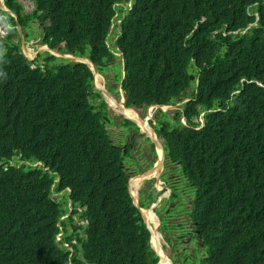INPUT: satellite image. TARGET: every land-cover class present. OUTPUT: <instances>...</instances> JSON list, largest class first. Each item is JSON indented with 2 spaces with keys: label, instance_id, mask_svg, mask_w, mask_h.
I'll return each instance as SVG.
<instances>
[{
  "label": "trees",
  "instance_id": "obj_1",
  "mask_svg": "<svg viewBox=\"0 0 264 264\" xmlns=\"http://www.w3.org/2000/svg\"><path fill=\"white\" fill-rule=\"evenodd\" d=\"M33 1V14L16 0L5 4L22 29L37 19L50 48L86 57L100 73L119 53L106 89L118 96L120 88L126 107L189 97L155 112L168 159L197 186L192 216L207 236L201 264H264V0ZM14 38L15 28L0 40V264H67L61 241L73 249L71 264H154L127 191L130 145L111 141L114 123L88 66L52 65L48 53L35 64ZM65 187L71 211L60 220L66 195H50ZM142 194L140 207L155 200ZM226 223L224 240L210 243Z\"/></svg>",
  "mask_w": 264,
  "mask_h": 264
},
{
  "label": "clouds",
  "instance_id": "obj_2",
  "mask_svg": "<svg viewBox=\"0 0 264 264\" xmlns=\"http://www.w3.org/2000/svg\"><path fill=\"white\" fill-rule=\"evenodd\" d=\"M18 4L21 5L22 9H23V13L25 14H31L30 11L32 9V1L33 0H16ZM13 20L15 25H12L10 20ZM49 20L46 21V25L48 24ZM17 26H19L20 28V31H21V35H22V38L24 40V43L26 45V48L28 49L27 52L25 53V55H23V53L21 52V54L27 59L26 56H28L29 53H32L33 54V57H30L28 56L30 59H27L28 61H35L37 58L40 59V55H42V59L37 62H35V64H39L41 65L43 63V58H44V55L45 53H48L49 55L53 56L55 59L57 58L58 60H62L64 62H68V63H82V62H77V61H67V60H64V59H61V58H58L57 57V53H55L54 51H57L63 55H67V56H72V57H77V58H85L87 59L89 62L90 60L86 57H81V56H77V55H74L73 52H62V51H58L57 49H54V48H50L46 43H43V37H42V30H43V26L39 23V21L37 19H34V21H30L29 22V26L27 27V30H36L35 32H37V34L31 32V34L26 31L25 29H22L17 21V15L7 7V5L5 4V0H0V40H4L6 38V36L8 35V32L12 29H16L17 31ZM24 32H28L29 36L26 37ZM18 33V32H17ZM17 39L19 41V38H18V35H17ZM16 38H14L13 40L16 41L17 40ZM20 42V41H19ZM40 44H39V43ZM21 50V48H20ZM40 51L38 55L34 56V53L36 51ZM115 54V58H116V54H119V53H114ZM120 56V55H119ZM114 58V59H115ZM113 59V61H114ZM57 63L54 61V64ZM92 63V62H91ZM53 64V65H54ZM86 66H88L85 63H82ZM93 64V63H92ZM94 65V64H93ZM109 66H112L114 65V62L113 63H108L106 65H102V69H105L102 73H100L95 65V69L97 71V75H100L101 76V79L102 81H105L106 80V77L108 76L107 73H111L108 71L107 67ZM34 67V66H32ZM89 68V66H88ZM89 70L91 71V69L89 68ZM92 73V71H91ZM107 74V76L105 75ZM192 77V76H191ZM193 78V77H192ZM191 78V79H192ZM95 82H96V75H95ZM92 86L95 88V86L93 85V74H92ZM99 88L105 90L108 94H110L114 99H116L115 97L116 96H113L110 92H108V90L106 89L107 88V85H105V87H103L102 85H98ZM97 91H99L97 88H95ZM119 92H122V90L119 88ZM118 92V96H120V93ZM100 95H101V92L99 91ZM102 97V95H101ZM121 98V97H120ZM122 98L124 99L123 102H122V106L124 108H132L134 109L135 111L137 109H141L143 111V114L140 118V120L142 121V123H145L146 124V127L147 129H150L152 130V133L154 134L155 138L159 140L162 148L164 149V146H163V143H164V138H162L163 136H159L160 134L162 135V128L161 130L158 129V126L156 123L160 120V117L158 118L156 116V110H160L164 107H169L170 109L169 110H175L180 104L188 101L189 97H186L184 98L183 96H180V102H177L175 104H166V105H149L146 107V109H143L142 107L140 106H133V107H126L124 105V102H125V98H124V95H123V92H122ZM103 99V98H102ZM103 101L105 102V100L103 99ZM106 104V102H105ZM107 106V104H106ZM108 109V108H107ZM110 111L113 112L114 115H117V116H120L122 118V116L118 113H114L113 110L111 109H108ZM161 111V110H160ZM116 112V111H115ZM137 112V111H136ZM152 112V114H151ZM153 112H154V115H153ZM163 112V111H162ZM138 113V112H137ZM164 113H167L166 111ZM139 115V114H138ZM155 116L156 120L153 119V117ZM172 116V114H171ZM203 116V113L201 112L199 114V117L198 119H194L195 121H198L200 123V126L199 127H192L193 129H196L198 130V128H200L202 125H203V120L200 121L199 118ZM179 122L181 124L182 127H187V123L185 121V119L182 117L179 119ZM157 126V129H155L153 126ZM136 126V125H135ZM138 129V132L137 134H132L130 133L131 135H134L135 137H139V138H142L144 141L148 142L150 145H151V151H152V156H153V161H151V165L150 167L147 168V166H145V169H142V170H139V172H137L135 175H130L128 176V170L130 168H128L127 166V185H129V180L130 178H132L133 176H137V175H141V174H152L153 177H151V175L149 176H146L145 179H144V183H143V186L142 188L144 187V185L146 183H149L151 182V184H153V191H152V186H148L149 188L147 190H145L147 192L146 196L148 194H151V195H154L155 196V200L154 201H150L145 207H140L138 205V207L142 208V210L146 211V209H148L149 207L153 206L151 208V210L149 211V216H151L154 221L156 222V225L153 223V222H149V226L145 225L148 233H149V236H148V246H149V249L151 250L152 249H156L157 251H159V253L163 256H161L160 258L157 257L151 250V252L157 257V261L154 263V264H160L161 260H162V257H164L168 264H172V262L170 261V259L168 258L167 256V253H166V248L169 247L170 243H172V245L175 244L174 242V231L177 230L179 231L180 228H183V232L179 235H177V237L179 238H184V237H188L189 238V244L192 246V242H193V246H194V250L193 252H195V255L192 256L191 258V262L190 264H201V261H200V258H203V259H206L207 256H206V250H205V247H204V240L206 239V235L203 236L201 235V231L203 229V225H204V222L202 219H200L201 221V225L197 228V221L194 220V217L192 216V208H193V199H194V194H195V191H196V188L197 186H193L192 183L189 182L188 179H186V177L182 174V168H183V164L180 162V161H174V160H169L168 159V155L167 153L165 152V149H164V155H166V158L164 156V163H163V166L160 170V173L159 174H155L156 172L152 171V172H149V170L153 167V165L155 164V161H156V151L154 149V145L151 144L149 142V140L147 138H145V136L143 134L140 133L139 131V128L137 127ZM154 155H155V158H154ZM166 163H169V165H172L173 164V167H174V172L177 173V178L175 179V183L174 185L172 186H168L166 183H163L160 179V176L166 166ZM125 164V163H124ZM174 179V178H173ZM176 182L178 183V188H176ZM183 183H185L184 186L180 187ZM139 189V188H138ZM128 191V190H127ZM70 188L69 187H65L61 192L57 193V194H51L50 196L52 198L54 197H60L61 195L65 194L66 195V202H67V209H68V213L61 216L60 217V220H63L65 218H67V216L69 215L70 213V207H71V200L69 198V195H70ZM143 193V192H142ZM129 194V193H128ZM158 194V195H157ZM130 196V195H129ZM136 196H137V199L139 201V193L137 192L136 193ZM156 196H157V200H156ZM188 197H190L192 199L191 201V205L189 207V209H185V201L188 199ZM131 198V197H130ZM132 200V199H131ZM133 202V201H132ZM134 205V203H133ZM135 206V205H134ZM136 207V206H135ZM137 207V209H138ZM161 207L162 210H165L164 212V215L161 214V211L159 210V208ZM171 208H174V210H170ZM139 210V209H138ZM180 210L184 213V212H187L188 214V217H189V220H191L194 225H193V228H189V229H186L185 227H182L181 225L179 224H175V225H171V226H168L167 225V222L169 220L172 221V216L175 215L176 213H179ZM140 213V212H139ZM80 216V217H79ZM78 217L81 218V215H79ZM141 216V214H140ZM148 217H146V219L148 220ZM76 217V216H75ZM142 218V217H141ZM143 221V219H142ZM144 222V221H143ZM80 224L84 223V221H79ZM160 224H163L165 226V230H162L160 229ZM219 226V225H218ZM218 226H216L214 229H212V233H211V242L210 243H214L215 241L217 240H224L225 238V234L227 232V229H228V224L226 223V225L224 226V228L220 231V233L217 231L218 230ZM175 228V230L173 229ZM181 235H183L184 237H182ZM61 236H62V233L60 232L56 238H55V242L58 243L61 241ZM154 236H157L158 238V244H159V247L158 248H155L152 246V239L154 238ZM75 240L72 241L71 244H75ZM77 243V242H76ZM62 244L63 247H66L68 248V251L70 252L69 256H68V262L67 264H71L72 260L71 258L75 256L74 252H73V249L71 247V245H68L67 243H64V241H61L60 245ZM218 244H219V241H218ZM183 252V251H182ZM163 253V254H162ZM200 255V256H199ZM78 256V255H77ZM183 257L186 258V256L184 255ZM182 257V258H183ZM181 256H179V253H178V259L180 262V260L182 259ZM178 262L176 261L175 264H178ZM48 264V262H47ZM56 264V262L54 263Z\"/></svg>",
  "mask_w": 264,
  "mask_h": 264
},
{
  "label": "rangeland",
  "instance_id": "obj_3",
  "mask_svg": "<svg viewBox=\"0 0 264 264\" xmlns=\"http://www.w3.org/2000/svg\"><path fill=\"white\" fill-rule=\"evenodd\" d=\"M35 10H36V4L34 1H32V9H31L30 13L33 14ZM32 21H34V19ZM25 30L28 31L30 34H31V32L37 34V32H35L36 30H32V31L31 30L29 31L27 29H25ZM28 32H27V35L29 36ZM116 55L117 56L113 62L116 64H119L121 66L122 62L119 58V54H116ZM41 56L42 55L39 56L40 57L39 61L42 59ZM56 60H58V59L56 58L55 62H56ZM53 61L54 60H52L50 62L52 65L54 64ZM107 74H108V76H111V73H107ZM101 83H102L101 85L103 87H105V85H108L109 87H112L114 85V83L110 80V78L106 79L105 81H102ZM116 91L119 92V88H117ZM110 93L113 96H115V94L113 92H110ZM115 98H116L115 99L116 101H119L120 96H116ZM136 111L138 112L139 116L141 117L143 114V111L141 109H137ZM169 111H173V110H166V112H169ZM108 112H109L108 113L109 117L112 119V121L114 123L112 125L106 126V130L108 132V135L110 136L111 141L115 145H117L121 148L124 147V145L129 142V145H130L129 150H128L129 156L127 155L124 158L125 159L124 162H125V166L130 168L128 170V176L135 175L137 172H139V170L145 169L146 164L153 161V156L150 155V153L147 151L149 148V144L146 141H144L142 138L135 137L134 135H131L129 133H125L124 132L125 129L119 128L116 125L120 121L118 119L119 116L114 115L113 112L110 110H108ZM151 114H152V112H151ZM171 114L172 113L170 112L169 116H171ZM153 115H154V112H153ZM153 119L156 120L155 116L153 117ZM199 120L202 121L203 120L202 117H200ZM158 129H161V128L158 127ZM170 166L173 167V164ZM143 183H144V180H143ZM143 183H141V185L139 186V189L137 190L138 193H140L141 191L143 193H145V190H147L149 188L148 186H151V182H149V183H146L144 185V187L142 188ZM175 185H176V188L179 189L177 182ZM184 185H185V183H183L180 187H182ZM143 189H145V190H143ZM191 201H192V199L190 197H188V199L185 201V209H189V207L191 205ZM159 210L161 211V214L164 215L165 210H162L161 207L159 208ZM170 210L172 211V210H174V208H171ZM175 224H179L182 227H185L186 229L193 228V225H194V223L191 220H189L187 212L183 213L181 210L179 213H176L175 215L172 216V221L169 222L167 225L171 226V225H175ZM173 229L175 230V228H173ZM178 233H179V231H177V230L174 231V242H175V244L173 246L177 249V253H179V256L182 255V251H185L186 258L183 257L180 260L181 262L187 261L186 264L192 263L191 258H192V256L195 255V252H193V250H194L193 242L191 243L192 244V246H191L189 244V242H190L189 238L188 237L179 238V237H177Z\"/></svg>",
  "mask_w": 264,
  "mask_h": 264
},
{
  "label": "water",
  "instance_id": "obj_4",
  "mask_svg": "<svg viewBox=\"0 0 264 264\" xmlns=\"http://www.w3.org/2000/svg\"><path fill=\"white\" fill-rule=\"evenodd\" d=\"M17 32H18L17 35H18V38H19V41H20L21 52L23 53V55H25V53L27 52L28 49L26 48V45H25L24 40L22 38V35H21V31H20L19 26H17ZM39 52H40L39 50L36 51L34 53V56L38 55ZM54 52L58 54L57 55L58 58H61V59L67 60V61H77V62H82V63H85L86 62V64L89 66V68L91 69L92 74H93V85L95 86V88H97L101 92L102 98L105 100V102L107 104V108L113 110L114 113H117V112H115L114 109L111 108L110 103L107 101V98H108L110 101H112L116 105L117 110L118 111H121V108L123 107L122 106V102L124 100L122 98V92H119L121 98L119 99V101H116L105 90H103V89L99 88L98 86H96L95 75H97V71H96L94 65L91 62H89L85 58H77V57L67 56V55H63V54H61V53H59L57 51H54ZM26 57H27V59H30L28 56H26ZM191 78L192 77L190 76V79ZM169 109H170L169 107H164V108H162L160 110L163 111V112H165L166 110H169ZM118 114H119V112H118ZM120 115L122 116L123 119L128 120V121L132 122L134 125H136V127L139 128L140 133L143 134L145 136V138H147L149 140V142L154 145V149L156 151V154H155L156 155V161H155V164L153 165V167L149 170V172H152V171L154 172L155 171L156 172L155 174H159L160 173V170H161V168L163 166L164 156H165L164 155V149L162 148L159 140L155 138L154 134L152 133V130L147 129L146 124L145 123H142L141 120L139 122H137L135 120V118H133V117H129V116L123 114V113H121ZM151 177H153V175H151ZM127 190H128V193H129V195H130V197H131L134 205L136 207H138V199H137V196L136 195H133L131 193L130 185H127ZM152 207L153 206L149 207L148 209H146V211H144V210H142V208L138 207L139 212L141 214V217H142L145 225H147V226H149V223H148V220L146 219V217H148L149 211L151 210ZM151 250H152V252L157 257L160 258L161 256H163L156 249H152L151 248Z\"/></svg>",
  "mask_w": 264,
  "mask_h": 264
},
{
  "label": "bare ground",
  "instance_id": "obj_5",
  "mask_svg": "<svg viewBox=\"0 0 264 264\" xmlns=\"http://www.w3.org/2000/svg\"><path fill=\"white\" fill-rule=\"evenodd\" d=\"M28 56L33 57V54L29 53ZM101 82H102L101 76L100 75H96V86H98L99 84L101 85L102 84ZM107 101L110 103L111 108L114 109L117 113L118 112H119V114L123 113V114H125V115H127L129 117L135 118V120L137 122L140 121L139 115L134 109L122 107L121 111H118L116 105L112 101H110L108 98H107ZM149 175H152V174H150V173H148L146 175L145 174H141V175L133 176L132 178H130L129 185H130V188H131V193L133 195H136V192H137L139 186L141 185V183L143 182L145 177L149 176ZM148 216H149V214H148ZM148 221L149 222H153L156 225V222L154 221V219L151 216H149ZM151 242H152V246L153 247H155V248L159 247L157 236H154V238L152 239ZM160 264H168V262H167V260L164 257H162V260H161Z\"/></svg>",
  "mask_w": 264,
  "mask_h": 264
},
{
  "label": "flooded vegetation",
  "instance_id": "obj_6",
  "mask_svg": "<svg viewBox=\"0 0 264 264\" xmlns=\"http://www.w3.org/2000/svg\"><path fill=\"white\" fill-rule=\"evenodd\" d=\"M25 36L28 37L27 32H24ZM107 76V74H105ZM158 117V116H157ZM155 129H157L156 125L153 126ZM162 128V127H160ZM163 129V128H162ZM161 130V129H160ZM159 136H162L161 134ZM163 138V137H162ZM148 143V142H147ZM149 144V143H148ZM150 155H152V151H151V145L149 144V148L147 150ZM155 157V155H154ZM166 158V155H165ZM174 167L170 166L169 163H166V166L160 176V179L163 183H166L168 186H172L175 183V179L177 178V173L174 172ZM174 178V179H173ZM152 186V191H153V184H151ZM147 192L145 191V193H143V197L146 196ZM158 195V194H157ZM139 197H140V193H139ZM157 196H156V200H157ZM171 222V220H169L167 222V224ZM160 229L165 230V226L163 224H160ZM183 232V228L179 229V234H181ZM182 237H184L183 235H181ZM166 253L168 258L170 259V261L172 262V264H175L176 261L178 262V253H177V249L172 245V243H170L169 247L166 248ZM177 259V260H176Z\"/></svg>",
  "mask_w": 264,
  "mask_h": 264
}]
</instances>
